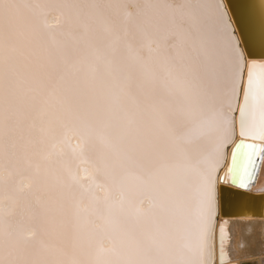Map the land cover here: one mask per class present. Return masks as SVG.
Instances as JSON below:
<instances>
[{
    "label": "snow or ice",
    "instance_id": "6c2138e0",
    "mask_svg": "<svg viewBox=\"0 0 264 264\" xmlns=\"http://www.w3.org/2000/svg\"><path fill=\"white\" fill-rule=\"evenodd\" d=\"M136 8L0 0V264L232 259L217 182L251 189L264 162L242 139L219 177L237 104L264 141V59L224 0Z\"/></svg>",
    "mask_w": 264,
    "mask_h": 264
},
{
    "label": "bare ground",
    "instance_id": "6f19581e",
    "mask_svg": "<svg viewBox=\"0 0 264 264\" xmlns=\"http://www.w3.org/2000/svg\"><path fill=\"white\" fill-rule=\"evenodd\" d=\"M101 2L113 5V11L121 16L131 5H136L134 19L136 22H143L152 16V11L145 8V5L163 3L164 0H101ZM178 3H186L187 0H177ZM204 3L205 0H200ZM228 9L235 35L240 40L241 47L245 50L246 58L249 53L257 59H264V0H224ZM162 33L157 34V38ZM190 55L187 49L178 50L177 58ZM243 102V86L241 87L240 103ZM236 135L227 149V156L220 169L219 177L227 173L232 145L238 139H247L251 143L264 144V141L252 140L240 136L239 133V104L235 112ZM201 149L208 145L201 142ZM264 155V153H261ZM239 165L241 160L237 162ZM218 199L219 186L224 185L223 197L224 208L232 221L230 232L232 240L229 245V253L232 257L228 264H264V162L259 164V173L251 189L238 188L229 181L224 183L218 178ZM229 188V189H228ZM228 192V193H227ZM228 195V196H227ZM218 235V234H217ZM219 258L217 247V258L215 264H225Z\"/></svg>",
    "mask_w": 264,
    "mask_h": 264
},
{
    "label": "water",
    "instance_id": "95a60500",
    "mask_svg": "<svg viewBox=\"0 0 264 264\" xmlns=\"http://www.w3.org/2000/svg\"><path fill=\"white\" fill-rule=\"evenodd\" d=\"M240 141V139H238V140H236L235 142H234V144L232 145V148H231V152H230V157H229V162H228V165H227V168H229V166L231 165V163H232V160H231V153H232V150L236 147V145H237V143ZM239 161V157L237 158V162ZM238 164V163H237ZM228 170V169H227ZM229 183L230 184H233L232 182H231V179H229ZM234 185V184H233ZM225 186L224 185H220L219 186V200H221V202H222V204H223V206H224V197H223V188H224ZM229 189V188H228ZM228 193V192H227ZM228 196V195H227ZM219 261H221V260H219ZM241 264H251V263H248V262H242Z\"/></svg>",
    "mask_w": 264,
    "mask_h": 264
}]
</instances>
